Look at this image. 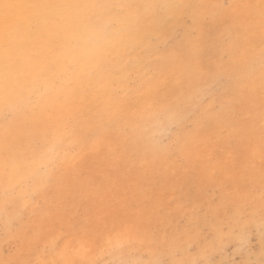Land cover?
<instances>
[{
  "label": "rangeland",
  "instance_id": "obj_1",
  "mask_svg": "<svg viewBox=\"0 0 264 264\" xmlns=\"http://www.w3.org/2000/svg\"><path fill=\"white\" fill-rule=\"evenodd\" d=\"M35 1L36 0H24V2L26 3H34ZM55 1H61L59 2L60 4H127L133 6H148L151 4L150 1H156L152 2V4H185L201 5L203 7H199L196 9H176L173 7H160L159 9L144 7L143 9V7H134L126 13H121L119 9L116 8H92L87 10V12L85 13L84 21L74 26V29L76 28V30L73 31L74 29L72 28L73 30L71 31V33H68L66 37L54 25H51L52 27L48 25L49 27L46 28L44 26V29L42 27L38 28L31 34L22 37L21 44L18 49L19 65L17 64L13 69V85L11 84L12 87H10L7 92H5L3 88V77L2 75L0 76V107L2 106V104L6 105L7 103L11 102L7 104L6 107L5 105L3 106L4 108L1 107L0 110V135H2V137L0 136V145H2L0 146V149H2L0 150L2 152V154H0V157L3 158H0V261L18 258L22 260H31L34 262V264H52V262H55V264H66L57 255L56 250H61L65 245H67V243L70 246H74L76 240L84 239L88 241L87 243L89 245V257L76 258L70 264H118V262L120 261L128 262V264H144V262L155 260H166L169 262V264H241V262L248 261H255L257 262V264H259V261L264 258V211H262V209H264V140H262L261 135V129L262 127H264V106H262L264 105V91H262L261 88L262 82H264V75H262L264 73H261V71L264 72V66L262 67V65H264V21L261 20V17L258 13H255L252 15V17L249 16L250 20L249 17H247L248 19L242 21V28H237L235 26L236 22L228 19L224 10L222 11V9L214 7L215 5H231L233 3L255 4L259 3V0H248L247 2L246 0H237L238 2L236 0H43V3L56 4ZM13 2H23V0H13ZM36 3H42V0H38ZM207 3L209 6H206ZM205 9L210 12H207ZM211 9H213V11H211ZM158 10L160 11L158 12ZM144 12H146V14ZM180 12L182 13L180 15H177V13ZM199 13L200 15H202L200 16ZM156 14H158V17L155 16ZM222 14H224L225 17ZM193 15H195V20L193 19ZM140 17L143 18L141 19ZM128 18L130 19L127 20ZM215 18H220L221 21H219L218 19L217 21ZM255 18L257 20H255ZM225 20L229 22V24H227ZM124 21H126L127 23L125 24ZM198 21H200L201 23H198ZM211 21L213 24H211ZM215 21L221 22L222 25L221 23H218L217 25ZM245 21L247 22V24L245 23ZM178 23L179 25H177ZM231 23L234 25L232 26ZM149 24L151 26H148ZM157 24L160 25V27H158ZM223 24H225L226 26L223 27ZM199 25H201V27ZM131 27H133V30L131 29ZM179 27H181V29H179ZM203 27L205 28V33L203 32ZM226 27L228 28L224 29ZM54 28V32L58 30L57 33L59 34H54V32L52 31ZM163 28H165L164 30L166 31L168 30V32L165 33V31L162 30ZM199 28L201 30H199ZM45 29L46 31H43ZM79 29H81L82 31ZM158 30L160 32H158ZM163 31L164 34H162ZM74 32L75 34H72ZM201 32H203L204 34H201ZM52 33L54 34V36ZM79 33L81 34L80 37L78 35ZM138 33L141 34V36H138ZM167 33L169 34V36ZM71 34L73 35V38L70 37ZM97 34L99 37L95 36ZM50 35H52L53 38L50 37ZM76 35L79 38H77ZM159 35L162 38V41ZM83 36H85V39L82 38ZM192 37L194 38L192 39ZM87 38L89 39V41L87 40L86 42ZM23 39L29 40H27V42ZM53 39L59 40L57 42L54 40L55 42H53ZM164 39H166L167 41H163ZM68 40L71 43H69ZM150 40L152 41L149 42ZM175 40L180 43L178 44L177 42H175ZM194 40L196 43L193 42ZM37 41L40 43L37 44ZM50 42L52 44H50ZM199 42L201 44H199ZM77 43L78 47L76 45ZM239 45L243 46V48L241 49L240 47L239 49ZM249 45L251 46L250 48ZM64 46L66 49H64ZM73 46L75 47L73 48ZM138 46L139 48L136 49ZM165 46L167 50L165 49ZM32 47H37L38 49H36V51H33V49L35 48ZM84 47L88 48V50L90 48V50L92 51H88ZM182 47L183 49H181ZM236 48H238L239 50ZM251 48H253V51L251 50ZM94 49H96V52ZM243 49L244 53L242 52ZM51 50H54L53 52L56 51L58 53L53 54ZM85 50L87 53L84 52ZM248 50H251L252 52ZM37 51L40 54L37 53ZM66 51L69 53H66ZM44 52L46 53V55ZM75 53H78L79 56H77L78 54L76 55ZM135 53L139 56H137ZM180 53H182V55H180ZM35 54H38L37 57H33ZM197 54L200 55L198 56ZM39 55L42 56H40L42 60H40ZM99 55H101L102 57ZM30 56L32 57V59ZM56 56L58 58H56ZM70 56L73 57L71 58ZM257 56L258 58H256ZM247 57H250L252 60L247 59ZM253 57L256 61L253 59ZM34 58L38 66V68L36 66V69L42 67L39 69V71L35 68L34 70H32L35 66ZM156 58H159V60H157ZM38 59L41 62H39ZM66 59L68 62L66 61ZM73 59L75 62H73ZM90 59H94L96 62ZM181 59L182 61L184 59L187 61L184 60L185 62H182ZM25 60L29 63L25 64ZM100 60H102V62L104 60L105 61L103 63L100 62V64L98 62ZM169 60L171 64L169 63ZM81 61L82 63L83 61H87L86 63H91L92 67L94 66V64L95 66L92 69V67L87 65L85 62L82 65ZM157 61L161 65H158ZM164 61L165 64L163 63ZM180 61L182 63H180ZM220 61L224 62L220 63ZM250 61H252L253 63ZM66 62L67 64H69V66L72 65L76 68V80H74V78H72L71 76L65 74L64 69L67 68ZM70 62L73 64H70ZM142 62L143 64H140ZM196 62H198L197 65ZM134 63L137 66L134 65ZM54 64L56 66L58 64V67L61 65L66 68L63 69L62 67L61 69V66L58 68ZM85 64L87 65V67H89V69L85 66ZM155 64H157L158 66ZM212 64L216 66H213ZM41 65L45 67L43 68V66ZM79 65H81V69ZM100 65L102 67H99ZM231 65L234 68H231ZM27 66L29 67L28 69L25 68ZM104 66H106V68ZM171 66L172 68H170ZM218 66L220 67V69H217L219 68ZM182 67H185L183 68L184 70L182 69ZM239 67L242 69V71L241 69H239ZM247 67L248 70L251 71H248ZM256 67L262 68L261 71ZM57 68L60 69L59 71H61V74H64L59 75V73H56V71H58ZM145 68H147V70ZM222 68L226 70L224 71ZM255 68L258 70V72ZM23 69H27L25 73H23L25 71ZM139 69H143L142 72H146L142 73L141 71H139ZM190 69L191 71H189ZM78 70L79 72L82 71L79 74L80 77L78 76ZM85 70L90 71L86 73ZM134 70H137V73ZM53 71L55 73H53ZM156 71L158 74L156 73ZM41 72L44 73L42 77L44 76L45 80L40 76L42 74ZM46 72L48 75L46 74ZM49 73L53 74L49 76ZM94 73L96 76L94 75ZM140 73H142V75ZM87 74L88 76H86ZM242 74L243 76H245H241ZM119 75H121V77ZM144 75L145 79L143 78ZM166 75L168 76L166 77ZM178 75H181L182 79L181 76L179 78ZM37 76L39 78H36ZM47 76H49V78H47ZM175 76H178V78H175ZM160 77L163 78L161 79ZM20 78H22L21 81ZM79 78H81L80 81ZM90 79H92V82ZM142 79L144 80L142 81ZM86 80H88V82L85 83L84 81ZM51 81L53 84L49 83ZM141 81L144 83H142ZM21 82L24 84L29 82L28 85L30 84V86L24 85ZM131 82L132 84L130 85ZM18 83H20V85ZM118 83L119 85H117ZM169 83L172 84L168 85ZM71 84H74V86H72ZM175 84L177 85L176 87ZM50 85L55 86L50 87ZM120 85L123 86V88ZM171 85L173 88H171ZM258 85L260 86L258 87ZM26 86H28V88ZM81 86L82 88H84V90L81 88ZM102 86L104 87V89H102ZM125 86H127V89L125 88ZM165 86L167 89L165 88ZM167 86H169V88ZM135 87H138L139 92L137 91V88L135 89ZM92 89H94V91ZM143 89L145 91L142 93ZM161 89L163 91L165 90V92L163 93ZM20 90L25 94H22ZM27 90H29L30 92ZM31 90H33V92H31ZM63 90L65 93L63 92ZM67 90L70 91L67 92ZM168 90H170V92ZM57 91L59 92L57 93ZM60 91L63 92V94ZM83 91L85 93H82ZM91 91L94 93H92ZM122 91L123 93H121ZM41 92L42 94H40ZM51 92L53 94L52 96ZM98 92L99 94H95ZM107 92L109 97L104 95L107 94ZM114 92L116 95L118 93L119 94L116 96L114 95ZM167 92H169V95H171L168 96ZM137 93H140V95H138ZM223 93L224 96H221ZM176 94L177 96H175ZM92 95L98 96L91 99L90 96ZM24 96L27 97L25 98ZM21 97L23 98L21 99ZM46 97L48 98L47 100L45 99ZM72 97L73 100L71 99ZM9 98L11 100H14L15 103ZM80 98L83 99V101ZM87 98L90 99L85 101V99ZM105 98L108 99L106 100V103L108 104L105 103L107 106L103 104L105 102ZM110 98H112V101L115 98V101L121 100V103L123 102V104H121L120 106L116 104L115 101L114 102L117 106L111 104L112 101L110 100ZM167 99L170 100H168V104L170 103L169 107L165 106L167 104L165 103L167 102ZM246 99L249 102H247ZM91 100L92 102H90ZM99 100L100 103L98 102ZM34 101L36 102V105ZM127 101L129 102V104H125V106L124 103H127ZM154 101L156 103H154ZM61 102L63 104H61ZM42 103L46 104H43L46 107L45 109H43L44 106L42 105ZM135 103L138 105H136ZM159 103L162 105H160ZM179 103H181L182 106ZM48 104L49 106H47ZM98 104L99 106H97ZM13 105L14 107L12 108ZM34 105L37 107H35ZM38 105H41L42 108L38 107ZM101 105H104L103 108ZM111 105H114V108ZM59 106H61V109L59 108ZM80 106L82 107L80 108ZM127 106L129 109L127 108ZM179 106H181L182 108ZM35 108L37 110H35ZM99 109H101L100 112ZM39 110H42L43 112H40ZM110 110H114V112L116 113H114L113 111L112 113ZM8 112L11 114H9L6 118L5 114ZM109 112L112 114H109ZM48 113L50 115H48ZM96 113H98L99 115H97ZM123 113L126 115V117ZM159 113L161 114V116L159 115ZM36 114L38 115L36 116ZM44 114L45 118L43 119L41 118V116L43 117ZM83 115L86 116V119ZM90 115L92 119L89 118ZM107 115L109 118L106 117ZM109 115H111V118ZM112 115L114 116V118ZM177 116L179 117V120L177 119ZM100 117L106 118L99 119ZM120 117L123 118L121 119ZM168 117L170 118L169 121ZM115 118L117 119L115 120ZM176 119L178 121H175ZM52 120L55 121L52 122ZM107 120L110 121V123ZM114 120H118L119 122H117L119 124ZM124 120H127V122H124ZM128 120H131V122H129ZM32 122H34V124ZM43 122L45 124L47 122L48 123L45 125ZM107 122L109 123V125ZM162 122L163 124H160ZM167 122H169L170 124H168ZM89 123L94 124V126L92 127V124L89 125ZM100 124H102L101 127H99ZM116 124L119 126L115 127L114 125ZM96 125L98 126V131L96 130V128H94ZM4 126L6 128L8 127V131L5 130L6 128ZM14 126H16V129L14 128ZM79 127L82 130H80ZM106 128L109 130H107ZM112 128H115L116 130H113ZM14 129L15 131H13ZM101 129H103V132L101 131ZM155 129L156 132H154ZM36 130L39 131L37 132ZM61 130H70L71 138L73 140L72 143H68L69 141L67 139V134L66 136H64V134L59 135V132H61ZM104 130L106 131L104 132ZM9 131L11 133L13 131V133L11 134ZM82 131L83 133H81ZM86 132L88 134H86ZM149 132L151 133V135ZM46 133L47 135H49L48 137L47 135H45ZM9 134L11 135L9 136ZM81 134H83V136ZM100 134L105 136H101ZM106 134L112 139V141ZM7 135L8 139L6 137ZM24 135H26V138H28L27 140ZM53 135L58 136L59 139V144L56 146L54 151L55 155L53 154V156L51 157L56 161L55 168L53 169L51 167H45L47 162H44L41 163V167L40 169H38V172L37 169L31 170V165H34L37 162H43L45 159H41L42 154L49 153V151L51 150L50 147L54 146L56 140L55 136ZM52 136L54 137V139H52ZM85 136H88L89 140L88 138H85ZM122 136L124 137L125 141L127 140V142H129L128 144L123 141L124 139L122 138ZM80 137L81 139H79ZM1 138L5 140L3 141ZM35 138H42L43 140L39 139L41 141L40 142ZM73 138L76 140H74ZM133 139H135V142L133 141ZM178 139H182V141L187 142V144L192 146V148L187 149L183 153L178 152L177 155H170L172 145ZM137 140H139L138 145ZM5 141L7 142L8 146ZM11 141L12 144L9 145ZM26 141H28V143ZM114 141L117 142V144H119L120 141L123 143L117 145ZM16 143L19 145L20 151L16 147L18 146L16 145ZM81 143H84V146ZM95 143H97L98 145ZM146 143L148 144L146 145ZM35 145L39 147L34 148ZM110 145L112 147H110ZM125 146H128L129 148H125ZM24 147L26 150L24 149ZM32 147L35 150L37 148L39 149H37L36 152H33V149L31 151ZM157 148L158 150H160L157 151ZM21 149H23L24 151ZM76 149L77 151H74ZM125 149L129 151H126ZM131 150H133L134 152ZM136 150L137 152L139 151L138 154ZM144 150L148 151H146L147 154ZM4 151L10 152L6 154ZM121 151L122 153L126 151L123 156L120 153ZM162 151H164L165 153H163ZM23 153L24 155H22ZM116 153L118 155H116ZM134 153L136 154V156ZM30 154L31 156H33L30 157ZM102 154H105L106 157L109 158H107L106 160L105 155ZM21 155L22 159L19 158L21 157ZM113 155L116 156L117 159ZM143 155H146V157L149 158L148 161L147 158ZM141 157L143 158L141 159ZM97 158H101L102 160H98ZM125 158L128 162L125 161ZM156 158H158L159 160ZM5 159L6 161H4ZM103 159L105 160L103 161ZM73 160L75 161L73 162ZM155 160H157V163ZM17 161L23 164L21 165L19 162L17 163ZM5 162H7V165L5 164ZM15 162L16 165H14ZM71 162H73L74 164ZM76 162L79 165H77ZM103 163L105 164L104 166ZM125 163H127V165ZM130 164L131 166H129ZM151 164H153V166ZM16 166L19 167L18 169H20L21 171L17 170L15 168ZM42 166L44 167L42 168ZM107 166H109V168H107ZM23 167H25V169ZM128 167L130 168L128 169ZM45 168L46 170H44ZM101 169H104L105 172L101 171ZM12 170L17 171V174L15 175L16 172ZM42 170L43 172L47 171V173L44 172L42 173L43 176H38L41 174ZM79 172L81 173L80 175H78ZM95 172L97 174H95ZM146 172L148 175L146 174ZM21 173H23L25 176H23V174ZM19 174L20 176H18ZM46 174L48 175L46 176ZM82 174H85L86 178L83 177L84 175ZM92 175L95 176V180L94 176L92 177ZM111 175L113 176L111 177ZM21 176L24 177H22L23 180L26 178L28 179V181H23V184H21L19 182V177L21 178ZM16 177L18 178L17 180ZM41 178L43 179V181L41 180ZM32 179L34 181H29ZM92 180L97 182H94ZM14 181L16 182L14 183ZM41 182L43 184H48L43 185L41 184ZM87 182H89V185L87 184ZM19 183L22 186L20 185V187H18ZM29 183H33L32 185H30L32 187L34 186L35 189L32 188L34 189V191H31ZM77 183L79 184L78 187ZM39 184H41V186ZM56 186L57 188H60L56 189ZM27 189L28 191L30 190V194H28ZM23 190L27 191V193H25V191L22 192ZM80 192L83 193L81 194ZM28 196L30 197L27 198ZM5 214H7V217L5 216ZM124 228L125 232H123ZM137 228L140 229V235H136ZM126 229L128 236L131 235L134 242L129 243V241L125 240L123 234L126 233ZM146 229L147 235H144L143 233ZM121 233L122 237L117 243L116 247H114V245L113 247H111L108 239H110L111 237L114 238ZM84 234H86V236ZM104 242H106V245H104ZM51 251L53 254L55 252V254L50 255ZM51 256H54L55 258Z\"/></svg>",
  "mask_w": 264,
  "mask_h": 264
},
{
  "label": "snow or ice",
  "instance_id": "obj_2",
  "mask_svg": "<svg viewBox=\"0 0 264 264\" xmlns=\"http://www.w3.org/2000/svg\"><path fill=\"white\" fill-rule=\"evenodd\" d=\"M134 7H174V8H189L196 9L203 7L201 5H148V6H133L127 4L117 5H88V4H53V3H26L13 2V0H0V66H2L3 88L5 92L9 90L13 79V69L18 64V49L21 44L22 37L31 34L34 30L48 26H56L65 37L72 28L84 21L85 13L92 8H116L121 13H126ZM214 7L224 10L228 19L236 22L237 28H242V21L246 17L258 13L261 20L264 21V0H259L255 4H223L215 5ZM195 20V15H193ZM76 68L68 66L65 69V74L75 78ZM71 82V80H70ZM264 91V83L261 85ZM264 106V105H262ZM10 113H6L7 116ZM262 140H264V127L261 129ZM192 148L187 142L178 139L171 149L170 155H177L178 152L183 153L187 149ZM194 150V148H193ZM54 151V149H53ZM41 159H46L45 167L55 168L56 161L51 158L50 153H44ZM7 163V162H6ZM264 211V209H262ZM150 228V225H149ZM140 229H136V235H140ZM147 235V229L143 233ZM129 243L134 242L131 235L128 236ZM0 264H34L31 260L10 259L0 261ZM55 264V262H52ZM118 264H128V262L120 261ZM144 264H169L166 260L147 261ZM241 264H257L255 261L241 262ZM259 264H264V258L259 261Z\"/></svg>",
  "mask_w": 264,
  "mask_h": 264
},
{
  "label": "bare ground",
  "instance_id": "obj_3",
  "mask_svg": "<svg viewBox=\"0 0 264 264\" xmlns=\"http://www.w3.org/2000/svg\"><path fill=\"white\" fill-rule=\"evenodd\" d=\"M15 1H16V0H15ZM27 1H29V0H27ZM37 1H38V0H36L34 3H36ZM39 1H40V0H39ZM44 1H45V0H44ZM96 1H97V0H96ZM236 1H237V0H236ZM238 1H239V0H238ZM238 1H237V2H238ZM247 1H248V0H246V2H247ZM251 1H252V0H251ZM254 1H255V0H254ZM23 2H24V0H23ZM51 2H52V1H51ZM55 2H56V1H55ZM59 2H61V1L56 2V4L59 3ZM150 2H151L150 5H154V4H152V2H156V1H150ZM150 2H149V3H150ZM178 2H179V1H178ZM231 2H232V1H231ZM27 3H28V2H27ZM42 3H43V0H42ZM146 3H147V2H146ZM205 3H206V2H205ZM227 3H228V2H227ZM249 3H250V2H249ZM59 4H60V3H59ZM177 4H179V3H177ZM189 4H190V3H189ZM202 4H203V3H202ZM233 4H234V3H233ZM235 4H236V3H235ZM237 4H238V3H237ZM237 4H236V5H237ZM239 4H240V3H239ZM239 4H238V5H239ZM251 4H252V3H251ZM165 5H166V4H165ZM167 5H168V4H167ZM169 5H170V4H169ZM172 5H173V4H172ZM184 5H185V4H184ZM212 5H213V4H212ZM141 6H142V5H141ZM206 6H209L208 3H207ZM206 6H205V7H206ZM211 7H212V6H211ZM151 8H152V7H151ZM164 8H165V7H164ZM173 8H174V7H173ZM181 8H183V7H181ZM98 9H99V8H98ZM143 9H144V7H143ZM158 9H159V8H158ZM176 9H177V8H176ZM178 9H180V8H178ZM216 9H217V8H216ZM219 9H220V8H219ZM95 10H96V9H95ZM101 10H102V9H101ZM101 10H100V12H101ZM150 10H151V9H150ZM202 10H203V9H202ZM205 10H206V9H205ZM205 10H204V11H205ZM217 10H218V9H217ZM134 11H135V10H134ZM141 11H142V10H141ZM159 11H160V10H158V12H159ZM169 11H170V10H169ZM206 11H207V10H206ZM211 11H213V9H211ZM214 11H215V9H214ZM222 11H223V10H222ZM222 11H221V12H222ZM146 12H147V11H146ZM146 12H144V13L146 14ZM149 12H150V11H149ZM161 12H162V11H161ZM163 12H164V11H163ZM170 12H171V11H170ZM176 12H177V11H176ZM182 12H183V11H182ZM182 12L177 13V15H180ZM207 12H210V11H207ZM207 12H206V13H207ZM103 13H104V12H103ZM142 13H143V12H142ZM155 13H156V12H155ZM174 13H175V12H174ZM185 13H186V11H185ZM203 13H205V12H203ZM214 13H215V12H214ZM222 13H223V12H222ZM148 14H149V13H148ZM153 14H154V13H153ZM218 14H219V13H218ZM109 15H110V14H109ZM151 15H152V14H151ZM151 15H149V16H151ZM157 15H158V14H156L155 16L158 17ZM185 15H186V14H185ZM199 15H200V13H199ZM201 15H202V14H201ZM201 15H200V16H201ZM222 15L224 16V14H222ZM222 15H220V16H222ZM140 16H141V15H140ZM147 16H148V15H147ZM159 16H160V14H159ZM162 16H163V15H162ZM162 16H161V17H162ZM167 16H168V15H167ZM173 16H174V14H173ZM212 16H213V15H212ZM212 16H210V17H212ZM220 16H219V17H220ZM226 16H227V14H226ZM170 17H171V16H170ZM215 17H216V15H215ZM224 17H225V16H224ZM251 17H252V16H251ZM140 18H141V17H140ZM142 18H143V17H142ZM142 18H141V19H142ZM145 18H146V17H145ZM154 18H155V17H154ZM154 18H152V19H154ZM171 18H172V17H171ZM129 19H130V18H128L127 20H129ZM148 19H149V18H148ZM164 19H165V18H164ZM186 19H187V18H186ZM186 19H185V21H186ZM213 19H214V18H213ZM215 19H216V18H215ZM217 19H218V18H217ZM217 19H216V20H217ZM222 19H223V18H222ZM245 19H248V18L246 17ZM253 19H254V18H253ZM253 19H252V20H253ZM258 19H259V18H258ZM154 20H156V19H154ZM174 20H175V19H174ZM188 20H190V19H188ZM209 20H211V19H209ZM218 20L221 21L220 18H219ZM218 20H217V21H218ZM249 20H250V17H249ZM249 20H248V23H249ZM255 20H257V19L255 18ZM119 21H121V20H119ZM166 21H167V19H166ZM170 21H171V20H170ZM179 21H181V20H179ZM182 21H183V20H182ZM222 21H223V20H222ZM124 22H125V24L127 23L126 21H124ZM146 22H147V21H146ZM146 22H145V23H146ZM161 22H162V21H161ZM171 22H172V21H171ZM225 22H227V21L225 20ZM225 22H223V23H225ZM254 22H255V21H254ZM257 22H258V21H257ZM91 23H92V22H91ZM93 23H94V22H93ZM134 23H135V22H134ZM149 23H150V22H149ZM153 23H154V21H153ZM198 23H201V22L198 21ZM202 23H203V22H202ZM215 23L218 25V23L220 24L221 22H216V21H215ZM233 23H234V22H233ZM242 23H243V22H242ZM245 23L247 24L246 21H245ZM245 23H244V24H245ZM255 23H256V22H255ZM255 23H254V24H255ZM261 23H262V22H261ZM132 24H133V23H132ZM140 24H141V23H140ZM143 24H144V23H143ZM150 24H151V23H150ZM150 24H149L148 26H151ZM166 24H167V23H166ZM203 24H204V23H203ZM211 24H213L212 21H211ZM216 24H215V25H216ZM227 24H229V22H227ZM231 24H232V23H231ZM234 24H235V23H234ZM234 24H232V26H233ZM251 24H252V23H251ZM258 24H259V23H258ZM91 25H92V24H91ZM120 25H121V24H120ZM154 25H155V24H154ZM157 25H158V24H157ZM170 25H171V24H170ZM170 25H169V26H170ZM177 25H179V23H178ZM221 25H222V23H221ZM223 25H224L223 27L226 26L225 24H223ZM50 26H51V25H50ZM97 26H98V24H97ZM101 26H102V25H101ZM140 26H141V25H140ZM145 26H147V25H145ZM199 26L201 27V25H199ZM263 26H264V25H263ZM46 27H49V26H45V28H46ZM51 27H52V26H51ZM158 27H160V25H158ZM220 27H221V26H220ZM223 27H222V28H223ZM255 27H256V26H255ZM257 27H258V25H257ZM42 28L44 29V27H42ZM147 28H148V27H147ZM156 28H157V27H156ZM227 28H228V27H226V28H224V29H227ZM73 29H74V27H73ZM73 29H72V30H73ZM131 29L133 30V27H131ZM131 29H130V30H131ZM135 29H138V28H135ZM140 29H141V28H140ZM160 29H161V28H160ZM164 29H165V28H163L162 30H164ZM168 29H169V28H168ZM179 29H181V27H179ZM204 29H205V28L203 27V32L205 33ZM206 29H207V27H206ZM47 30H48V29H47ZM54 30H55V28H54L52 31L54 32ZM58 30H59V29H58ZM58 30H57V31H58ZM72 30H71V31H72ZM75 30H76V28H75L73 31H75ZM79 30H81V29H79ZM150 30H151V29H150ZM150 30H149V31H150ZM153 30H154V29H153ZM170 30H171V29H170ZM199 30H201V29L199 28ZM38 31H39V30H38ZM38 31H37V33H38ZM43 31H46V29L43 30ZM57 31L54 32V34H55V33H56V34H59V33H57ZM71 31H70L69 33H71ZM81 31H82V30H81ZM81 31H80V33H81ZM91 31H92V30H91ZM142 31H143V30H142ZM164 31H165V33L168 32V30H167V31L164 30ZM164 31H163L162 34H164ZM59 32H60V31H59ZM77 32H79V31H77ZM77 32H76V33H77ZM89 32H90V31H89ZM108 32H109V31H108ZM110 32H111V31H110ZM128 32H129V31H128ZM152 32H153V31H152ZM158 32H160V31L158 30ZM161 32H162V31H161ZM203 32H201V34H202ZM48 33H50V32H48ZM80 33L78 34L79 37H80V35H81ZM96 33H97V32H96ZM140 33H141V32H140ZM154 33H155V32H154ZM156 33H157V31H156ZM171 33H172V32H171ZM204 33H203V34H204ZM254 33H256V32H254ZM254 33H253V34H254ZM52 34H53V33H52ZM54 34H53V36H54ZM72 34H75V32L72 33ZM72 34L70 35V37L73 38V35H72ZM108 34H109V33H108ZM148 34H149V33H148ZM150 34H151V33H150ZM167 34H168V33H167ZM34 35H36V34H34ZM34 35H33V36H34ZM41 35H42V34H41ZM104 35H105V34H104ZM143 35H144V34H143ZM153 35H154V34H153ZM155 35H156V34H155ZM171 35H172V34H171ZM48 36H49V35H48ZM86 36H87V34H86ZM95 36H96V37H99L98 34L95 35ZM138 36H141V34L138 33ZM162 36H163V35H162ZM164 36H165V35H164ZM168 36H169V34H168ZM168 36H167V37H168ZM254 36H255V35H254ZM36 37H37V36H36ZM41 37H42V36H41ZM46 37H47V36H46ZM50 37H52V35H50ZM76 37H77V35H76ZM76 37H75V38H76ZM79 37H77V38H79ZM84 37H85V36H83L82 38H84ZM143 37H145V36H143ZM159 37H160V35H159ZM257 37H258V36H257ZM25 38H26V37H25ZM44 38H45V37H44ZM52 38H53V37H52ZM56 38H57V37H56ZM102 38H103V37H102ZM146 38H147V37H146ZM157 38H158V37H157ZM160 38H161V37H160ZM193 38H194V37H192V39H193ZM249 38H250V37H249ZM84 39H85V38H84ZM84 39H83V40H84ZM93 39H94V38H93ZM95 39H96V38H95ZM124 39H125V37H124ZM134 39H135V38H134ZM142 39H143V38H142ZM142 39H141V40H142ZM148 39H149V38H148ZM152 39H153V38H152ZM183 39H184V38H183ZM183 39H182V40H183ZM246 39H247V38H246ZM23 40H24V39H23ZM27 40H29V39H27ZM27 40H24V41H27ZM50 40H51V39H50ZM54 40H55V39H53V42H55V41L57 42L59 39H58V40H55V41H54ZM87 40L89 41L88 38L86 39V42H87ZM91 40H92V39H91ZM141 40H140V41H141ZM154 40H155V39H154ZM180 40H181V39H180ZM32 41H33V40H32ZM68 41H69V40H68ZM68 41H67V42H68ZM143 41H145V40H143ZM151 41H152V40H150L149 42H151ZM161 41H162V38H161ZM163 41H167V40L164 39ZM183 41H184V40H183ZM183 41H182V42H183ZM191 41H192V40H191ZM249 41H250V40H249ZM27 42H28V41H27ZM35 42H36V39H35ZM48 42H49V40H48ZM72 42H73V39H72ZM93 42H94V41H93ZM136 42H137V41H136ZM175 42H177L178 44L180 43V42H178V41H176V40H175ZM182 42H181V43H182ZM193 42H195V40H194ZM200 42H201V40H200ZM200 42H199V44H201ZM241 42H242V40H241ZM241 42H240V45H241ZM32 43H33V42H32ZM39 43H40V42L37 41V44H39ZM46 43H47V39H46ZM61 43H62V42H61ZM63 43H64V42H63ZM65 43H66V42H65ZM69 43H71V42L69 41ZM117 43H118V42H117ZM119 43H120V42H119ZM141 43H142V42H141ZM145 43H146V42H145ZM147 43H148V42H147ZM195 43H196V42H195ZM252 43H253V42H252ZM255 43H256V42H255ZM33 44H34V43H33ZM41 44H42V43H41ZM43 44H45V43H43ZM50 44H52V43L50 42ZM82 44H83V43H82ZM82 44H81V45H82ZM125 44H126V43H125ZM148 44H149V43H148ZM249 44H250V43H249ZM26 45H27V44H26ZM58 45H59V43H58ZM58 45H57V46H58ZM76 45H77V47H78V43H77ZM76 45H75V46H76ZM81 45H80V46H81ZM141 45H142V44H141ZM143 45H145V44H143ZM146 45H147V44H146ZM176 45H177V44H176ZM192 45H193V44H192ZM236 45H237V44H236ZM240 45H239V49H240V47H241V49H242L243 46H240ZM253 45H254V44H253ZM253 45H252V46H253ZM35 46H38V45H35ZM41 46H42V45H41ZM43 46H45V45H43ZM60 46H61V45H60ZM75 46H73V48H74ZM80 46H79V47H80ZM87 46H89V45H87ZM139 46H140V45H139ZM139 46H138L137 48H136V47H135V48L138 49ZM156 46H157V45H156ZM177 46H178V45H177ZM237 46H238V45H237ZM46 47H47V46H46ZM71 47H72V46H71ZM90 47H91V46H90ZM93 47H95V46H93ZM147 47H149V46H147ZM250 47H251V46L249 45V48H250ZM257 47H259V46H257ZM32 48H35V47H32ZM43 48H44V47H43ZM43 48H42V50H43ZM73 48H72V49H73ZM81 48H82V46H81ZM84 48H85V47H84ZM91 48H92V47H91ZM125 48H126V47H125ZM131 48H132V46H131ZM133 48H134V47H133ZM154 48H155V46H154ZM173 48H176V47H173ZM177 48H179V47H177ZM191 48H192V47H191ZM260 48H261V47H260ZM29 49H30V47H29ZM29 49H28V50H29ZM36 49H38V48L36 47L35 49H33V51H36ZM58 49H59V48H58ZM64 49H66L65 46H64ZM68 49H69V48H68ZM70 49H71V48H70ZM82 49H83V48H82ZM82 49H81V50H82ZM85 49L88 50V48H85ZM121 49H122V48H121ZM165 49H166V46H165ZM181 49H183V47H182ZM181 49H180V50H181ZM195 49H196V48H195ZM236 49H238V48H236ZM236 49H235V50H236ZM239 49H238V50H239ZM244 49H245V48H244ZM244 49H243V51H242L243 53H244ZM31 50H32V49H31ZM55 50H56V48H55ZM94 50H95V52H96V49H94ZM154 50H156V49H154ZM157 50H158V49H157ZM163 50H164V49H163ZM166 50H167V49H166ZM226 50H227V49H226ZM251 50L253 51V48H251ZM251 50H248V51H251ZM254 50H255V48H254ZM38 51H39V50H38ZM38 51H37V53H39ZM40 51H41V50H40ZM51 51H52V50H51ZM53 51H54V50H53ZM53 51H52V52H53ZM58 51H59V50H58ZM67 51H68V50H67ZM67 51H66V53H69V52H67ZM88 51H92V50H90V48H89ZM118 51H119V49H118ZM160 51H161V50H160ZM178 51H179V49H178ZM181 51H182V50H181ZM195 51H196V50H195ZM224 51H225V50H224ZM252 51H251V52H252ZM256 51H257V50H256ZM256 51H255V53H256ZM45 52H46V51H45ZM45 52H44V53H45ZM80 52H81V51H80ZM80 52H79V53H80ZM84 52H86V50H85ZM98 52H99V51H98ZM133 52H135V51H133ZM149 52H150V51H149ZM156 52H157V51H156ZM156 52H155V53H156ZM162 52H163V51H162ZM173 52H175V51H173ZM176 52H177V50H176ZM198 52H199V51H198ZM28 53H29V52H28ZM47 53H49V52H47ZM54 53L57 54L58 52L55 51V52H53V54H54ZM72 53H73V52H72ZM86 53H87V52H86ZM86 53H85V54H86ZM100 53H101V52H100ZM131 53H132V52H131ZM147 53H148V52H147ZM223 53H224V52H223ZM39 54H40V53H39ZM62 54H65V53H62ZM62 54H61V55H62ZM75 54L77 55L78 53H75ZM75 54H74V55H75ZM85 54H84V55H85ZM90 54H91V53H90ZM133 54H134V53H133ZM133 54H132V56H133ZM135 54H136V53H135ZM159 54H160V53H159ZM177 54H178V53H177ZM189 54H190V53H189ZM226 54H227V53H226ZM231 54H232V53H231ZM248 54H249V53H248ZM251 54H252V53H251ZM260 54H262V53H260ZM27 55H28V54H27ZM37 55H38V54H37ZM37 55L35 54L34 56H33V55H32V56H33V57H35V56L37 57ZM45 55H46V53H45ZM97 55H98V54H97ZM110 55H111V54H110ZM136 55H137V54H136ZM150 55H151V54H150ZM155 55H157V54H155ZM180 55H182V53H180ZM191 55H192V54H191ZM197 55H198V54H197ZM197 55H196V56H197ZM199 55H200V54H199ZM199 55H198V56H199ZM244 55H245V54H244ZM246 55H247V54H246ZM256 55H257V54H256ZM20 56H21V55H20ZM40 56H41V55H39V57H40ZM43 56H44V55H43ZM48 56H49V54H48ZM51 56H52V55H51ZM51 56H50V57H51ZM77 56H79V54H78ZM99 56H101V55H99ZM134 56H135V55H134ZM137 56H139V55H137ZM152 56H153V54H152ZM187 56H188V55H187ZM196 56H193V57H196ZM224 56H225V55H224ZM228 56H230V55H228ZM258 56H259V55H258ZM258 56H257L256 58H258ZM21 57H22V56H21ZM21 57H20V58H21ZM30 57H31V56H30ZM41 57H42V56H41ZM41 57H40V60H42ZM70 57L72 58L73 56H70ZM84 57H85V56H84ZM88 57H89V56H88ZM91 57H92V56H91ZM93 57H94V56H93ZM101 57H102V56H101ZM101 57H100V58H101ZM105 57H106V56H105ZM110 57H111V56H110ZM141 57H142V56H141ZM189 57H190V56H189ZM259 57H260V56H259ZM45 58H46V56H45ZM56 58H58V57L56 56ZM79 58H80V57H79ZM134 58H135V57H134ZM138 58H139V57H138ZM178 58H179V57H178ZM180 58H181V56H180ZM27 59H28V58H27ZM27 59H26V60H27ZM31 59H32V57H31ZM43 59H44V57H43ZM67 59H68V58H67ZM67 59H66V61H67ZM74 59H75V57H74ZM74 59H73V62H75ZM83 59H84V58H83ZM121 59H122V58H121ZM153 59H154V58H153ZM153 59H152V60H153ZM156 59H157V58H156ZM169 59H170V58H169ZM174 59H175V58H174ZM182 59H183V58H182ZM182 59H181V61H182ZM187 59H188V58H187ZM194 59H195V58H194ZM198 59H199V58H198ZM224 59H227V58H224ZM247 59L250 60L251 58H250V57H247ZM253 59H254V57H253ZM26 60H25V61H26ZM34 60H35V58H34ZM38 60H39V59H38ZM38 60H37V61H38ZM40 60H39V62H41ZM58 60H59V59H58ZM64 60H65V59H64ZM68 60H70V59H68ZM81 60H82V59H81ZM90 60H94V59H90ZM152 60H151V61H152ZM157 60H159V58H158ZM184 60H185V59H184ZM184 60H183L182 62L187 61V60H185V61H184ZM188 60H189V59H188ZM219 60H220V59H219ZM243 60H245V59H243ZM249 60H248V61H249ZM251 60H252V59H251ZM254 60H255V59H254ZM59 61H60V60H59ZM70 61H71V60H70ZM79 61H80V60H79ZM94 61H95V60H94ZM104 61H105V60H104ZM104 61H103V62H104ZM107 61H108V60H107ZM130 61H131V60H130ZM167 61H168V60H167ZM181 61H180V63H182ZM212 61H214V60H212ZM248 61H247V62H248ZM255 61H256V60H255ZM30 62H31V61H30ZM34 62H35V63H34L35 66L33 65V66H34L33 69L30 68V69H32V70H34V68L36 69V66H37V62H36V60H35ZM39 62H38V63H39ZM67 62H68V61H67ZM67 62H66V65H67L66 67L69 66V64H67ZM84 62H85V61H83V63H84ZM86 62H87V61H86ZM86 62H85V63H86ZM95 62H96V61H95ZM95 62H94V63H95ZM98 62L100 63V62H102V60H100V61H98ZM98 62H97V63H98ZM103 62H102V63H103ZM108 62H109V61H108ZM117 62H118V61H117ZM138 62H139V61H138ZM223 62H224V61H223ZM223 62L220 61V63H223ZM247 62H246V63H247ZM250 62H252V61H250ZM24 63H25V64H28L29 62L26 61V62H24ZM32 63H33V62H32ZM60 63H61V62H60ZM79 63H80V62H79ZM81 63H82V61H81ZM83 63H82V65H83ZM94 63H93V64H94ZM99 63H98V64H99ZM145 63H146V62H145ZM145 63H144V64H145ZM150 63H151V62H150ZM152 63H153V62H152ZM161 63H162V62H161ZM163 63L165 64V61H164ZM169 63L171 64L170 60H169ZM197 63H198V62H196V65H197ZM211 63H212V62H211ZM213 63H214V62H213ZM220 63H219V64H220ZM252 63H253V62H252ZM25 64H24V65H25ZM45 64H46V63H45ZM61 64H62V63H61ZM70 64H73V63L70 62ZM86 64L92 67L91 63L88 62V63H86ZM86 64H85V66L87 67ZM100 64H101V63H100ZM108 64H110V63H108ZM140 64H143V62L140 63ZM146 64H147V63H146ZM157 64H158V65H161V64H159L158 61H157ZM157 64H155V65H157ZM164 64H163V65H164ZM172 64H173V63H172ZM228 64H231V63H228ZM238 64H239V63H238ZM241 64H242V63H241ZM250 64H251V63H250ZM18 65H19V64H18ZM24 65H23V66H24ZM54 65H55V64H54ZM105 65H106V64H105ZM116 65H117V64H116ZM134 65H136V64L134 63ZM158 65H157V66H158ZM189 65H190V64H189ZM209 65H210V64H209ZM212 65H213V64H212ZM242 65H243V64H242ZM41 66H43V65H41ZM47 66H48V64H47ZM47 66H46V67H47ZM55 66H56V65H55ZM60 66H61V65H60ZM60 66H59V67H60ZM71 66H72V65H71ZM79 66H80V69H81V65H79ZM94 66H95V64H94ZM94 66H93V67H94ZM136 66H137V65H136ZM140 66H142V65H140ZM176 66H177V64H176ZM213 66H216V65H213ZM226 66H227V65H226ZM245 66H246V65H245ZM248 66H249V63H248ZM252 66H253V65H252ZM258 66H260V65H258ZM263 66H264V65H262V67H263ZM44 67H45V66H43V68H44ZM56 67H58V64H57ZM59 67H58V68H59ZM62 67H63V66H61V69H62ZM66 67H63V69L66 68ZM77 67H78V65H77ZM93 67H92V69H93ZM96 67H97V66H96ZM99 67H102V66L100 65ZM99 67H98V68H99ZM104 67L106 68V66H104ZM145 67H146V66H145ZM147 67H148V66H147ZM149 67H150V65H149ZM163 67H164V66H163ZM174 67H175V66H174ZM197 67H198V66H197ZM218 67H219V66H218ZM223 67H224V65H223ZM227 67H228V66H227ZM254 67H255V66H254ZM20 68H21V67H20ZM23 68H24V67H23ZM25 68L28 69L29 67L27 66V67H25ZM37 68H38V66H37ZM40 68H42V67H40ZM40 68H39V69H40ZM52 68H53V67H52ZM58 68H57V69H58ZM87 68L89 69V67H87ZM105 68H104V69H105ZM116 68H117V67H116ZM116 68H115V69H116ZM120 68H121V67H120ZM127 68H128V66H127ZM133 68H134V67H133ZM151 68H152V67H151ZM168 68H169V67H168ZM170 68H172V66H171ZM183 68H185V67H182V69H183ZM190 68H191V66H190ZM225 68H226V67H225ZM231 68H234V67H232V65H231ZM256 68L258 69L259 67H256ZM256 68H255V69H256ZM27 69H26V70H27ZM30 69H29V70H30ZM39 69H36V70L39 71ZM84 69H85V68H84ZM95 69H96V68H95ZM145 69L147 70V68H145ZM154 69H155V68H154ZM217 69H220V67L217 68ZM222 69H223V68H222ZM228 69H229V68H228ZM239 69H241V68L239 67ZM249 69H251V68H249ZM257 69H256V70H257ZM259 69H260V71H261L262 68H259ZM259 69H258V70H259ZM23 70H25V69H23ZM26 70H25L23 73H25ZM59 70H60V69H58V71H56V73H59V75H60V74H61V73H60L61 71H59ZM64 70H65V69H64ZM64 70H63V72H64ZM142 70H143V69H142ZM142 70L139 69V71H141V72H142ZM176 70H177V69H176ZM183 70H184V69H183ZM199 70H200V69H199ZM223 70L225 71L226 69H223ZM223 70H222V71H223ZM247 70H248V67H247ZM252 70H253V69H252ZM258 70H257V72H258ZM40 71H41V70H40ZM89 71H90V70H89ZM89 71H86V70H85L86 73L89 72ZM113 71H114V70H113ZM134 71H135V70H134ZM136 71H137V70H136ZM136 71H135V72H136ZM139 71H138V72H139ZM177 71H178V70H177ZM189 71H191V69H190ZM241 71H242V69H241ZM245 71H246V70H245ZM248 71H251V70H248ZM32 72H33V71H32ZM47 72H48V71H47ZM47 72H46V74H47ZM49 72H50V71H49ZM78 72H79V70H78ZM81 72H82V71H80V72L78 73V76H79V74H80ZM85 72H84V73H85ZM101 72H102V70H101ZM135 72H132V73H135ZM145 72H146V71H145ZM145 72L143 71L142 73H145ZM161 72H163V71H161ZM236 72H237V71H236ZM254 72H256V71H254ZM0 73H2V66H0ZM34 73H35V72H34ZM41 73H42V72H41ZM41 73H40V74H41ZM53 73H55V72L53 71ZM53 73H52V74H53ZM86 73H85V74H86ZM98 73H99V72H98ZM136 73H137V72H136ZM142 73H140V74L142 75ZM149 73H151V72H149ZM156 73H157V71H156ZM168 73H169V72H168ZM175 73H176V72H175ZM183 73H184V72H183ZM204 73H205V72H204ZM224 73H226V72H224ZM231 73H232V72H231ZM231 73H230V74H231ZM237 73H238V72H237ZM237 73H236V74H237ZM241 73H242V72H241ZM244 73H245V72H244ZM261 73H264V72L261 71ZM29 74H30V73H29ZM43 74H44V73H42L40 76L42 77ZM46 74H45V75H46ZM49 74H50V73H49ZM52 74H50L49 76H51ZM62 74H64V73H62ZM62 74H61V75H62ZM147 74H148V72H147ZM157 74H158V73H157ZM178 74H179V72H178ZM188 74H189V73H188ZM220 74H221V73H220ZM246 74H247V73H246ZM25 75H26V74H25ZM38 75H39V73H38ZM47 75H48V74H47ZM59 75H58V76H59ZM76 75H77V74H76ZM94 75H95V73H94ZM110 75H112V74H110ZM145 75H146V74H145ZM145 75L143 76L144 79H145ZM154 75H155V74H154ZM181 75H182V74H181ZM181 75H180V76H181ZM221 75H222V74H221ZM262 75H264V74H262ZM262 75H261V76H262ZM0 76H1V75H0ZM28 76H29V75H28ZM49 76H47V78H49ZM78 76H77V77H78ZM86 76H88V74H87ZM92 76H93V75H92ZM92 76H91V77H92ZM95 76H96V75H95ZM98 76H99V74H98ZM101 76H102V75H101ZM119 76L121 77V75H119ZM138 76H139V75H138ZM150 76H152V75H150ZM161 76H162V75H161ZM167 76H168V75H166V77H167ZM178 76H179V75H178ZM178 76H175V78H176V77L178 78ZM180 76H179V78H180ZM205 76H206V75H205ZM219 76H220V75H219ZM222 76H223V75H222ZM241 76H243V74H242ZM244 76H245V75H244ZM244 76H243V77H244ZM253 76H254V74H253ZM253 76H251V77H253ZM21 77H22V75H21ZM30 77H31V76H30ZM79 77H80V76H79ZM135 77H136V76H135ZM153 77H154V76H153ZM188 77H189V75H188ZM236 77H237V76H236ZM239 77H240V74H239ZM259 77H260V76H259ZM263 77H264V76H263ZM36 78H39V77L37 76ZM36 78H35V79H36ZM105 78H106V77H105ZM139 78H140V77H139ZM141 78H142V77H141ZM149 78H150V77H149ZM160 78H161V77H160ZM162 78H163V77H162ZM162 78H161V79H162ZM183 78H184V77H183ZM237 78H238V77H237ZM237 78H236V79H237ZM248 78H250V77H248ZM248 78H247V79H248ZM261 78H262V77H261ZM25 79H26V78H25ZM25 79H24V80H25ZM40 79H41V78H40ZM42 79H44V76L42 77ZM42 79H41V80H42ZM80 79H81V78H79V81H80ZM100 79H101V78H100ZM122 79H123V78H122ZM129 79H130V78H129ZM144 79H142V81H143ZM156 79H157V78H156ZM156 79H155V80H156ZM181 79H182V76H181ZM234 79H235V78H234ZM234 79H230V80H234ZM259 79H260V78H259ZM21 80H22V78H20V81H21ZM32 80H33V79H32ZM36 80H37V79H36ZM44 80H45V79H44ZM44 80H43V81H44ZM51 80H52V79H51ZM66 80H67V79H66ZM74 80H76V79L74 78ZM88 80H89V79H88ZM88 80H86V81H84V82L86 83V82H88ZM90 80H91V82H92V79H90ZM116 80H117V79H116ZM136 80H137V79H136ZM150 80H151V79H150ZM150 80H149V81H150ZM163 80H164V79H163ZM163 80H162V81H163ZM178 80H179V79H178ZM228 80H229V79H228ZM244 80H246V79H244ZM253 80H254V79H253ZM49 81H50V80H49ZM55 81H57V80H55ZM67 81H68V80H67ZM67 81H66V82H67ZM77 81H78V80H77ZM97 81H98V80H97ZM117 81H118V80H117ZM142 81H141V82H142ZM158 81H159V80H158ZM158 81H157V82H158ZM238 81H239V80H238ZM242 81H243V80H242ZM261 81H262V80H261ZM24 82H25V81H24ZM31 82H33V81H31ZM34 82H36V81H34ZM37 82H38V81H37ZM39 82H40V81H39ZM123 82H124V81H123ZM127 82H128V80H127ZM152 82H154V81H152ZM240 82H241V81H240ZM240 82H239V83H240ZM21 83H22V82H21ZM28 83H29V82H28ZM28 83H26V84L22 83V84H24V85H28ZM40 83H41V82H40ZM46 83H47V82H46ZM49 83L53 84L52 81L49 82ZM62 83H63V82H62ZM67 83H68V82H67ZM77 83H78V82H77ZM79 83H80V82H79ZM81 83H82V81H81ZM108 83H109V82H108ZM115 83H116V82H115ZM115 83H113V84H115ZM119 83H120V82H119ZM119 83H118L117 85H119ZM134 83H135V82H134ZM134 83H133V84H134ZM142 83H144V82H142ZM158 83H159V82H158ZM165 83H167V82H165ZM241 83H242V82H241ZM257 83H258V82H257ZM262 83H264V82H262ZM18 84L20 85V83H18ZM37 84H38V83H37ZM54 84H55V83H54ZM91 84H93V83H91ZM91 84H90V85H91ZM120 84H121V83H120ZM124 84H125V83H124ZM131 84H132V82L130 83V85H131ZM135 84H136V83H135ZM148 84H149V83H148ZM148 84H147V85H148ZM159 84H160V83H159ZM170 84H172V83H169L168 85H170ZM190 84H191V83H190ZM242 84H243V83H242ZM246 84H247V83H246ZM12 85H13V84H12ZM31 85H32V84H31ZM46 85H47V84H46ZM48 85H49V84H48ZM55 85H56V84H55ZM55 85H53V86H55ZM61 85H62V84H61ZM71 85H72V84H71ZM75 85H76V84H75ZM78 85H80V84H78ZM78 85H77V86H78ZM126 85H128V84H126ZM142 85H143V84H142ZM14 86H15V85H14ZM28 86H30V84H29ZM28 86H26V87L28 88ZM53 86L50 85V87H53ZM64 86H66V85H64ZM72 86H74V84H73ZM82 86H83V85H82ZM82 86H81V88H82ZM94 86H95V84H94ZM103 86H104V85H103ZM103 86H102V87H103ZM120 86H121V85H120ZM137 86H138V85H137ZM157 86H158V85H157ZM160 86H161V85H160ZM176 86H177V85L175 84V87H176ZM259 86H260V85H258V87H259ZM11 87H12V86H11ZM31 87H32V86H31ZM61 87H62V86H61ZM96 87H97V86H96ZM121 87L123 88V86H121ZM126 87H127V86H125V88H126ZM132 87H134V86H132ZM152 87H153V85H152ZM152 87H150V88H152ZM167 87L169 88V86H167ZM66 88H67V87H66ZM68 88H69V87H68ZM79 88H80V87H79ZM88 88H89V87H88ZM91 88H92V87H91ZM93 88H94V87H93ZM98 88H99V87H98ZM100 88H101V87H100ZM106 88H109V87H106ZM130 88H131V87H130ZM130 88H129V89H130ZM136 88H137V91L139 92L138 87H135V89H136ZM143 88H144V87H143ZM147 88H148V87H147ZM147 88H146V90H147ZM161 88H162V87H161ZM163 88H164V87H163ZM165 88H166V86H165ZM171 88H173L172 85H171ZM22 89H23V88H22ZM24 89H25V87H24ZM24 89H23V90H24ZM29 89H30V87H29ZM49 89H50V88H49ZM54 89H55V88H54ZM69 89H70V88H69ZM82 89L84 90V88H82ZM82 89H81V91H82ZM102 89H104V87H103ZM102 89H99V90H102ZM117 89H118V88H117ZM126 89H127V88H126ZM126 89H125V90H126ZM144 89H145V88H144ZM144 89L142 90V93L145 91ZM148 89H149V88H148ZM154 89H155V88H154ZM156 89H157V88H156ZM166 89H167V88H166ZM241 89H242V88H241ZM64 90H66V89H64ZM64 90H63V92H64ZM75 90H76V89H75ZM92 90L94 91V89H92ZM99 90H98V91H99ZM120 90H121V89H120ZM150 90H151V89H150ZM161 90H162V89H161ZM161 90H160V91H161ZM170 90H171V89H170ZM170 90H168V91L170 92ZM16 91H17V90H16ZM20 91H21V90H20ZM27 91H29V90H27ZM36 91H37V90H36ZM39 91H40V90H39ZM68 91H70V90H67V92H68ZM104 91H105V90H104ZM106 91H107V89H106ZM113 91H114V90H113ZM115 91H116V90H115ZM132 91H133V90H132ZM155 91H156V90H155ZM155 91H154V92H155ZM158 91H159V90H158ZM162 91H163V90H162ZM0 92H1V91H0ZM21 92H22V91H21ZM21 92H20V94H21ZM29 92H30V91H29ZM31 92H33V90H31ZM34 92H35V91H34ZM53 92H54V91H53ZM58 92H59V91H57V93H58ZM60 92H61V91H60ZM63 92H61V93L63 94ZM72 92H73V89H72ZM91 92H92V91H91ZM119 92H120V91H119ZM149 92H150V91H149ZM156 92H157V91H156ZM164 92H165V90L163 91V93H164ZM169 92H167V93H168V94H167L168 96L171 95V94L169 95ZM241 92H242V91H241ZM14 93H15V92H14ZM23 93H24V92H22V94H23ZM36 93H37V92H36ZM55 93H56V92H55ZM64 93H65V92H64ZM79 93H80V92H79ZM79 93H78V94H79ZM82 93H85V92L83 91ZM92 93H94V92H92ZM104 93H105V92H104ZM121 93H123V91H122ZM140 93H141V92H140ZM140 93H139V94L137 93V94L140 95ZM151 93H152V92H151ZM228 93H230V92H228ZM248 93H249V92H248ZM24 94H25V93H24ZM28 94H30V93H28ZM40 94H42V92H41ZM78 94H77V95H78ZM80 94H81V93H80ZM95 94H99V92H98V93H95ZM110 94H111V93H110ZM118 94H119V93H118ZM118 94H117V95H118ZM240 94H241V93H240ZM35 95H36V94H35ZM52 95H53V94H52V92H51V96H52ZM57 95H58V94H57ZM60 95H61V94H60ZM89 95H90V94H89ZM104 95L108 96V92H107V94H104ZM114 95H116L115 92H114ZM117 95H116V96H117ZM126 95H127V94H126ZM131 95H132V94H131ZM143 95H144V94H143ZM157 95H158V94H157ZM157 95H155V96H157ZM173 95H174V94H173ZM173 95H172V96H173ZM228 95H229V94H228ZM27 96H28V95H27ZM27 96H26V97H27ZM42 96H43V95H42ZM45 96H46V95H45ZM49 96H50V95H49ZM51 96H50V97H51ZM92 96H95V95H92ZM92 96H90L91 99H92V98H96L98 95H96L95 97H92ZM102 96H103V95H102ZM111 96H113V95H111ZM123 96H124V94H123ZM133 96H134V95H133ZM149 96H150V95H149ZM152 96H154V95H152ZM175 96H177V94H176ZM221 96H224V93H223ZM226 96H227V95H226ZM24 97H25V96H24ZM26 97H25V98H26ZM28 97H29V96H28ZM43 97H44V96H43ZM43 97H42V98H43ZM47 97H48V95H47ZM47 97L45 98L46 100L48 99ZM54 97H56V96H54ZM58 97H59V96H58ZM61 97H62V96H61ZM104 97H105V96H104ZM104 97H103V98H104ZM108 97H109V96H108ZM113 97H115V96H113ZM166 97H167V96H166ZM238 97H239V95H238ZM245 97H246V96H245ZM248 97H249V96H248ZM248 97H247V98H248ZM254 97H255V96H254ZM254 97H253V98H254ZM260 97H261V96H260ZM17 98H18V97H17ZM22 98H23V97H21V99H22ZM29 98H30V97H29ZM34 98H35V97H34ZM63 98H64V97H63ZM65 98H66V97H65ZM81 98H82V97H81ZM81 98H80V99H81ZM103 98H102V99H103ZM116 98H117V97H116ZM116 98H115L113 101H112V98H110V100L112 101L111 104H114V105L118 104V105L121 106V104H123V102L121 103V100H117V101H115ZM119 98H120V97H119ZM154 98H155V97H154ZM156 98H157V97H156ZM162 98H163V97H162ZM172 98H173V97H172ZM236 98H237V97H236ZM9 99H10V98H9ZM43 99H44V98H43ZM71 99L73 100V97H72ZM88 99H90V98L85 99V101L88 100ZM128 99H129V98H128ZM132 99H134V98H132ZM157 99H158V98H157ZM160 99H161V98H160ZM169 99H170V98H169ZM169 99H167V102H165V103H167V104L165 105L166 107H169V105H170V103L168 104V100H169ZM256 99H257V98H256ZM10 100H11V99H10ZM15 100H16V99H15ZM29 100H30V99H29ZM81 100L83 101V99H81ZM106 100H108V99L105 98V102H104V103L102 102V103L105 104V103H106ZM124 100H126V99H124ZM137 100H138V99H137ZM139 100H140V98H139ZM246 100H247V99H246ZM11 101H14V100H11ZM17 101H19V100H17ZM41 101H42V100H41ZM44 101H45V100H44ZM44 101H43V102H44ZM56 101H57V100H56ZM114 101L116 102V104H115ZM119 101H120V102H119ZM133 101H134V100H133ZM146 101H147V98H146ZM146 101H145V103H146ZM162 101H165V100H162ZM169 101H170V100H169ZM174 101H175V98H174ZM23 102H24V101H23ZM32 102H33V101H32ZM34 102H35V101H34ZM39 102H40V100H39ZM54 102H55V101H54ZM68 102H70V101H68ZM78 102H79V101H78ZM90 102H92V100H91ZM94 102H95V101H94ZM98 102L100 103V100H99ZM98 102H97V103H98ZM113 102H114V103H113ZM117 102H119L120 104L117 103ZM124 102H126V101H124ZM130 102H132V101H130ZM140 102H141V101H140ZM241 102H242V101H241ZM247 102H249V101L247 100ZM9 103H11V102H9ZM9 103H7V104H9ZM14 103H15V101H14ZM17 103H18V102H17ZM19 103H20V102H19ZM45 103H46V102H45ZM45 103H42V105L45 104ZM70 103H71V102H70ZM75 103H77V102H75ZM86 103H87V102H86ZM138 103H139V102H138ZM142 103H143V101H142ZM142 103H141V104H142ZM154 103H156V102L154 101ZM177 103H178V102H177ZM7 104H6V105L4 104L5 107L7 106ZM12 104H13V103H12ZM40 104H41V103H40ZM46 104H47V103H46ZM46 104H45V105H46ZM61 104H63V103L61 102ZM64 104H65V103H64ZM66 104H67V101H66ZM71 104H73V103H71ZM95 104H96V103H95ZM106 104H108V103H106ZM106 104H105V105H106ZM125 104L128 105L129 102L127 101V103H124V105H125ZM135 104H136V103H135ZM159 104H160V103H159ZM172 104H173V103H172ZM179 104H181V103H179ZM255 104H256V103H255ZM4 105L2 104L1 107L4 108V107H3ZM20 105H21V104H20ZM20 105H18V106H20ZM35 105H36V102H35ZM35 105H34V106H35ZM56 105H57V104H56ZM85 105H86V104H85ZM114 105H113V106H114ZM124 105H123V106H124ZM136 105H138V104H136ZM153 105H154V104H153ZM155 105H156V104H155ZM160 105H162V104H160ZM163 105H164V104H163ZM167 105H168V106H167ZM15 106H16V105H15ZM24 106H25V105H24ZM26 106H27V105H26ZM28 106H29V105H28ZM30 106H32V105H30ZM43 106H44V105H43ZM47 106H49V104H48ZM69 106H70V105H69ZM72 106H73V105H72ZM72 106H71V107H72ZM88 106H90V105H88ZM97 106H99V104H98ZM97 106H96V107H97ZM101 106H102V105H101ZM103 106H104V105H103ZM103 106H102V108H103ZM106 106H107V105H106ZM111 106H112V105H111ZM113 106H112V107H113ZM116 106H117V105H116ZM125 106H126V105H125ZM131 106H132V105H131ZM141 106H142V105H141ZM143 106H145V105H143ZM156 106H157V105H156ZM172 106H173V105H172ZM181 106H182V104H181ZM181 106H179V107H181ZM1 107H0V110H1ZM13 107H14V105L12 106V108H13ZM22 107H23V106H22ZM35 107H37V106H35ZM38 107L42 108L41 105H40V106L38 105ZM75 107H78V106H75ZM81 107H82V106H80V108H81ZM84 107H85V106H84ZM93 107H94V106H93ZM93 107H92V108H93ZM135 107H136V106H135ZM173 107H174V106H173ZM173 107H172V109H173ZM30 108H31V107H30ZM32 108H34V107H32ZM45 108H46V107L44 106L43 109H45ZM49 108H51V107H49ZM59 108L61 109V106H59ZM62 108H63V106H62ZM90 108H91V107H90ZM98 108H99V107H98ZM98 108H97V109H98ZM100 108H101V107H100ZM113 108H114V107H113ZM121 108H122V107H121ZM121 108H118V109H121ZM124 108H125V107H124ZM127 108H128V106H127ZM175 108H176V106H175ZM181 108H182V107H181ZM23 109H24V108H23ZM25 109H26V108H25ZM27 109H28V107H27ZM43 109H42V110H43ZM52 109H53V108H52ZM97 109H96V110H97ZM110 109H111V108H110ZM128 109H129V108H128ZM163 109H164V108H163ZM166 109H167V108H166ZM168 109H169V108H168ZM35 110H37V109L35 108ZM35 110H34V111H35ZM42 110H41V111H42ZM46 110H48V109H46ZM76 110H77V109H76ZM85 110H87V109H85ZM88 110H89V109H88ZM105 110H106V109H105ZM107 110H108V109H107ZM126 110H127V109H126ZM130 110H131V108H130ZM132 110H133V109H132ZM142 110H143V109H142ZM146 110H147V109H146ZM178 110H179V109H178ZM4 111H5V110H4ZM39 111H40V110H39ZM41 111H40V112H41ZM52 111H53V110H52ZM83 111H84V110H83ZM90 111H91V110H90ZM97 111H98V110H97ZM100 111H101V109H99V112H100ZM108 111H109V110H108ZM110 111H111V112H112V111L114 112V110H110ZM117 111H118V110H117ZM120 111H122V110H120ZM120 111H119V112H120ZM127 111H128V110H127ZM127 111H126V112H127ZM161 111H163V110H161ZM165 111H167V110H165ZM176 111H177V110H176ZM176 111H175V112H176ZM9 112H10V111H9ZM9 112H8V113H9ZM31 112H32V111H31ZM42 112H43V111H42ZM102 112H103V110H102ZM104 112H105V111H104ZM113 112H112V113H113ZM122 112H124V111H122ZM126 112H125V113H126ZM138 112H139V111H138ZM141 112H142V111H141ZM141 112H140V113H141ZM148 112H149V111H148ZM154 112H157V111H154ZM173 112H174V110H173ZM25 113H26V112H25ZM33 113H34V112H33ZM44 113H47V112H44ZM53 113H54V112H53ZM81 113H82V112H81ZM81 113H79V114H81ZM83 113H84V112H83ZM92 113H93V112H92ZM112 113L109 112V114H112ZM114 113H116V112H114ZM128 113H129V112H128ZM128 113H127V114H128ZM0 114H1V113H0ZM10 114H11V113H10ZM16 114H17V112H16ZM23 114H24V112H23ZM28 114H29V112H28ZM39 114H40V113H39ZM41 114H43V113H41ZM94 114H95V113H94ZM96 114L99 115L98 113H96ZM102 114H103V113H102ZM107 114H108V112H107ZM123 114H124V113H123ZM138 114H139V113H138ZM146 114H147V113H146ZM146 114H145V115H146ZM168 114H169V112H168ZM175 114H176V113H175ZM19 115H20V114H19ZM21 115H22V113H21ZM37 115H38V114H36V116H37ZM48 115H50V114L48 113ZM87 115H88V114H87ZM104 115H105V114H104ZM120 115H121V114H120ZM124 115H125V114H124ZM128 115H129V114H128ZM159 115L161 116L160 113H159ZM163 115H164V114H163ZM15 116H18V115H15ZM44 116H45V114L43 115V117L41 116V118L44 119V118H45ZM51 116H52V115H51ZM51 116H50V117H51ZM61 116H62V115H61ZM63 116H64V115H63ZM83 116H84V115H83ZM109 116H110V118H111V115H109ZM112 116H113V115H112ZM68 117H69V116H68ZM85 117H86V116H84V118H85ZM106 117H108V115H107ZM106 117H105V118H106ZM118 117H119V116H118ZM125 117H126V115H125ZM125 117H124V118H125ZM139 117H141V116H139ZM166 117H167V116H166ZM177 117H178V116H177ZM35 118H36V117H35ZM37 118H38V117H37ZM39 118H40V117H39ZM89 118L92 119L91 115H90ZM95 118H96V117H95ZM102 118H104V117H100L99 119H102ZM105 118H104V119H105ZM108 118H109V117H108ZM113 118H114V116H113ZM120 118H121V117H120ZM120 118H119V119H120ZM122 118H123V117H122ZM122 118H121V119H122ZM148 118H149V117H148ZM163 118H164V117H163ZM171 118H172V117H171ZM46 119H47V117H46ZM48 119H49V116H48ZM85 119H86V118H85ZM104 119H103V120H104ZM116 119H117V118H115V120H116ZM127 119H128V118H127ZM177 119L179 120V117H178ZM177 119H176L175 121H178ZM12 120H13V119H12ZM97 120H98V119H97ZM111 120H112V119H111ZM115 120H114V121H115ZM159 120H160V119H159ZM161 120H162V119H161ZM169 120H170V118L168 117V121H169ZM171 120H172V119H171ZM16 121H17V120H16ZM33 121H34V120H33ZM45 121H46V120H45ZM45 121H44V122H45ZM53 121H55V120H52V122H53ZM57 121H58V120H57ZM105 121H106V120H105ZM105 121H104V122H105ZM107 121H108V120H107ZM117 121H118V120H117ZM117 121H115V122H117ZM120 121H121V120H120ZM128 121H129V120H128ZM133 121H134V120H133ZM22 122H23V121H22ZM29 122H30V121H29ZM44 122H43V123H44ZM84 122H85V121H84ZM108 122L110 123V121H108ZM108 122H107V123H108ZM118 122H119V121H118ZM118 122H117V123H118ZM121 122H122V121H121ZM124 122H127V120H124ZM129 122H131V120H130ZM129 122H128V123H129ZM159 122H160V121H159ZM30 123H31V122H30ZM32 123L34 124V122H32ZM37 123H38V122H37ZM39 123H40V122H39ZM47 123H48V122H47ZM47 123H46V124H47ZM50 123H51V122H50ZM105 123H106V122H105ZM109 123H108V125H109ZM167 123L170 124L169 122H167ZM8 124H10V123H8ZM44 124H45V123H44ZM46 124H45V125H46ZM58 124H59V123H58ZM85 124H86V123H85ZM91 124H92V123H89V125H91ZM98 124H99V123H98ZM118 124H119V123H118ZM155 124H156V123H155ZM160 124H163V122L160 123ZM172 124H173V123H172ZM41 125H42V124H41ZM53 125H54V124H53ZM79 125H80V124H79ZM112 125H113V122H112ZM153 125H154V124H153ZM153 125H152V127H153ZM6 126H7V125H6ZM64 126H65V125H64ZM66 126H67V124H66ZM68 126H70V125H68ZM83 126H85V125H83ZM83 126H81V127H83ZM86 126H87V125H86ZM93 126H94V124H92V127H93ZM101 126H102V124L99 125V127H101ZM114 126L116 127V126H119V125L116 124V125H114ZM150 126H151V125H150ZM4 127H5V126H4ZM15 127H16V126H14V128H15ZM18 127H19V126H18ZM39 127H40V126H39ZM49 127H50V126H49ZM97 127H98V126L96 125L94 128H96V130H97ZM104 127H105V126H104ZM107 127H110V126H107ZM168 127H169V126H168ZM5 128H6V127H5ZM7 128H8V127H7ZM7 128L5 129L6 131H8ZM26 128H27V127H26ZM31 128H32V127H31ZM42 128H43V127H42ZM55 128H56V127H55ZM125 128H126V127H125ZM149 128H150V127H149ZM162 128H163V127H162ZM9 129H10V128H9ZM15 129H16V128H15ZM15 129H14L13 131H15ZM53 129H54V128H53ZM74 129H75V128H74ZM79 129H80V127H79ZM85 129H86V128H85ZM92 129H93V128H92ZM99 129H100V128H99ZM106 129H107V128H106ZM112 129H113V128H112ZM114 129H115V128H114ZM114 129H113V130H114ZM139 129H140V127H139ZM151 129H152V128H151ZM167 129H168V128H167ZM10 130H11V129H10ZM29 130H30V129H29ZM33 130H34V129H33ZM41 130H43V129H41ZM45 130H46V129H45ZM55 130H56V129H55ZM80 130H82V129H80ZM80 130H79V132H80ZM89 130H91V129H89ZM96 130H95V132H96ZM102 130H103V129H101V131H102ZM107 130H109V129H107ZM115 130H116V129H115ZM126 130H127V129H126ZM13 131H12V133H13ZM36 131L38 132L39 130H36ZM57 131H58V129H57ZM97 131H98V130H97ZM105 131H106V130H104V132H105ZM147 131H148V130H147ZM149 131H150V130H149ZM9 132H10V131H9ZM28 132H29V131H28ZM87 132H88V131H87ZM87 132H86V134H88ZM102 132H103V131H102ZM112 132H113V131H112ZM137 132H138V131H137ZM154 132H156V129H155ZM6 133H7V132H6ZM10 133H11V132H10ZM12 133H11V134H12ZM18 133H19V132H18ZM21 133H22V132H21ZM23 133H24V132H23ZM33 133H34V132H33ZM50 133H52V132H50ZM59 133H60L59 135L64 134V136H66V134H67V139H68V141H69L68 143H72L73 140H72V138H71V132H70V130H61V132H59ZM76 133H77V132H76ZM81 133H83V131H82ZM84 133H85V132H84ZM91 133H92V132H91ZM149 133H150V132H149ZM4 134H5V133H4ZM11 134H9V136H10ZM41 134H43V133H41ZM86 134H85V135H86ZM92 134H93V133H92ZM98 134H99V133H98ZM98 134H97V135H98ZM101 134H103V133H101ZM101 134H100V135H101ZM16 135H17V134H16ZM20 135H21V134H20ZM45 135H47V133H46ZM51 135H52V134H51ZM81 135L83 136V134H81ZM106 135H107V134H106ZM114 135H115V134H114ZM150 135H151V133H150ZM152 135H153V133H152ZM0 136L2 137V135H0ZM12 136H15V135H12ZM12 136H11V138H12ZM24 136H25V138H26V135H24ZM48 136H49V135H47V137H48ZM53 136H55V135H53ZM53 136H52V137H53ZM72 136H73V135H72ZM78 136H79V135H78ZM82 136H81V137H82ZM89 136H90V135H89ZM101 136H105V135H101ZM107 136H108V135H107ZM115 136H116V135H115ZM119 136H120V135H119ZM124 136H125V135H124ZM130 136H131V135H130ZM130 136H129V137H130ZM135 136H137V135H135ZM142 136H143V135H142ZM6 137H7V139H8V135H7ZM29 137H30V135H29ZM40 137H41V136H40ZM62 137H63V136H62ZM74 137H75V135H74ZM81 137H80L79 139H81ZM108 137H109V136H108ZM108 137H106V138H108ZM143 137H144V136H143ZM146 137H147V135H146ZM149 137H150V136H149ZM153 137H154V136H153ZM9 138H10V137H9ZM17 138H18V137H17ZM19 138H20V137H19ZM33 138H34V136H33ZM85 138H88V136H87V137L85 136ZM117 138H118V136H117ZM122 138L124 139L123 136H122ZM130 138H131V137H130ZM138 138H139V137H138ZM141 138H142V137H141ZM1 139H2V138H1ZM27 139H28V138H26V140H27ZM35 139H36V138H35ZM39 139H42V138H39ZM39 139H36V140H39ZM52 139H54V137H53ZM73 139H74V138H73ZM109 139L112 141V139H111L110 137H109ZM126 139H128V138H126ZM2 140H3V139H2ZM4 140H5V139H4ZM4 140H3V141H4ZM10 140H11V139H10ZM10 140H9V141H10ZM17 140H18V139H17ZM33 140H34V139H33ZM42 140H43V139H42ZM55 140H56V141H55L54 146H53V147H50L51 150L49 151L51 157H52L53 154L55 153L54 151H55L56 146L59 144L58 136H55ZM74 140H76V139H74ZM85 140H86V139H85ZM88 140H89V138H88ZM88 140H87V141H88ZM107 140H108V139H107ZM118 140H119V139H118ZM121 140H122V139H121ZM131 140H132V139H131ZM134 140H135V139H133V141H134ZM139 140H141V139H139ZM139 140H137V145H138V141H139ZM154 140H155V139H154ZM0 141H1V140H0ZM3 141H2V142H3ZM7 141H8V140H7ZM12 141H13V139H12ZM12 141H11V143H9V145L12 144ZM30 141H31V140H30ZM39 141H40V140H39ZM81 141H83V140H81ZM96 141H97V140H96ZM123 141H125V139H124ZM129 141H130V140H129ZM133 141H132V142H133ZM5 142H6V141H5ZM26 142L28 143V141H26ZM35 142H36V141H35ZM35 142H34V143H35ZM40 142H41V141H40ZM40 142H38V143H40ZM74 142H76V141H74ZM78 142H79V141H78ZM94 142H95V141H94ZM101 142H102V141H101ZM106 142H107V141H106ZM108 142H109V141H108ZM114 142H115V141H114ZM114 142H113V143H114ZM125 142H126L127 144L129 143V142H127V140H126ZM130 142H131V141H130ZM134 142H135V141H134ZM154 142H155V141H154ZM21 143H22V142H21ZM24 143H25V142H24ZM27 143H26V145H27ZM61 143H62V142H61ZM65 143H66V142H65ZM85 143H87V142H85ZM115 143L117 144V142H115ZM120 143H123V142L120 141L119 144H117V145H120ZM6 144H7V142H6ZM42 144H43V143H42ZM81 144H82V143H81ZM83 144H84V143H83ZM83 144H82V145H83ZM95 144H97V143H95ZM103 144H104V143H103ZM131 144H132V143H131ZM131 144H130V145H131ZM133 144H134V143H133ZM142 144H143V143H142ZM147 144H148V143H146V145H147ZM149 144H150V143H149ZM154 144H155V143H154ZM158 144H159V143H158ZM16 145H18V144L16 143ZM22 145H23V144H22ZM22 145H21V146H22ZM40 145H41V144H40ZM74 145H76V144H74ZM74 145H73V146H74ZM97 145H98V144H97ZM106 145H108V144H106ZM124 145H126V144H124ZM135 145H136V144H135ZM143 145H144V144H143ZM0 146H2V145H0ZM7 146H8V144H7ZM12 146H13V145H12ZM28 146H29V145H28ZM67 146H68V144H67ZM71 146H72V145H71ZM83 146H84V145H83ZM155 146H156V145H155ZM9 147H10V146H9ZM14 147H15V146H14ZM16 147L19 149V145L16 146ZM25 147H26V146H25ZM25 147H24V149H25ZM30 147H31V146H30ZM36 147H39V146L35 145L34 148H36ZM40 147H42V146H40ZM46 147H47V146H46ZM75 147H77V146H75ZM75 147H74V148H75ZM85 147H86V146H85ZM90 147H91V146H90ZM100 147H101V145H100ZM110 147H112V146L110 145ZM118 147H119V146H118ZM126 147H128V146H125V148H126ZM160 147H161V146H160ZM160 147H159V148H160ZM162 147H163V146H162ZM6 148H7V147H6ZM6 148H5V149H6ZM17 148H16V149H17ZM65 148H66V147H65ZM94 148H95V147H94ZM114 148H115V147H114ZM128 148H129V147H128ZM16 149H15V150H16ZM18 149H17V150H18ZM32 149H33V147L31 148V151H32ZM37 149H39V148H37ZM37 149H36V150H37ZM53 149H54V151H53ZM117 149H120V148H117ZM130 149H131V146H130ZM0 150H2V149H0ZM7 150H8V149H7ZM7 150H6V151H7ZM13 150H14V149H13ZM21 150H23V149H21ZM25 150H26V149H25ZM29 150H30V148H29ZM36 150L33 149V152H36ZM40 150H42V149H40ZM80 150H81V149H80ZM93 150H94V149H93ZM102 150H103V148H102ZM110 150H111V149H110ZM113 150H114V149H113ZM122 150H123V149H122ZM125 150H126V151H129V150H127V149H125ZM159 150H160V149H159ZM159 150H158V148H157V151H159ZM164 150H166V149H164ZM6 151H4L6 154H8V153L10 152V151H9V152H6ZM19 151H20V149H19ZM23 151H24V150H23ZM47 151H48V150H47ZM74 151H77V149L74 150ZM91 151H92V150H91ZM100 151H101V150H100ZM108 151H109V147H108ZM108 151H107V152H108ZM115 151H116V150H115ZM119 151H120V150H119ZM126 151H125V152H126ZM131 151H133V150H131ZM144 151H145V150H144ZM146 151H147V150H146ZM146 151H145V153H146ZM12 152H13V151H12ZM21 152H22V151H21ZM42 152H43V151H42ZM42 152H41V153H42ZM83 152H84V151H83ZM105 152H106V149H105ZM113 152H114V151H113ZM125 152H124V153H125ZM133 152H134V151H133ZM136 152H137V150H136ZM138 152H139V151H138ZM138 152H137V154H138ZM147 152H148V151H147ZM152 152H153V151H152ZM162 152L165 153L164 151H162ZM17 153H18V152H17ZM28 153H29V152H28ZM37 153H38V152H37ZM108 153H109V152H108ZM108 153H107V154H108ZM120 153H121L122 156H123L124 153H122V151H121ZM156 153H157V152H156ZM160 153H161V152H160ZM0 154H2L1 151H0ZM31 154H32V153H31ZM31 154H30V157L33 156V155L31 156ZM72 154H73V153H72ZM79 154H80V152H79ZM79 154H78V155H79ZM100 154H101V153H100ZM110 154H111V153H110ZM112 154H114V153H112ZM129 154H130V153H129ZM134 154H135V153H134ZM146 154H147V153H146ZM157 154H158V153H157ZM22 155H24V153H23ZM22 155H21V157H19L20 159H22ZM25 155H26V154H25ZM27 155H29V154H27ZM35 155H37V154H35ZM39 155H40V154H39ZM54 155H55V154H54ZM74 155H76V154H74ZM98 155H99V154H98ZM102 155H105V154H102ZM116 155H118V154L116 153ZM158 155H159V154H158ZM158 155H157V156H158ZM165 155H166V154H165ZM19 156H20V155H19ZM72 156H73V155H72ZM96 156H97V155H96ZM113 156H114V155H113ZM122 156H121V158H122ZM135 156H136V154H135ZM137 156H139V155H137ZM143 156H144V155H143ZM149 156H150V155H149ZM149 156H148V157H149ZM157 156H156V157H157ZM159 156H160V155H159ZM2 157H3V156H2ZM27 157H28V156H27ZM27 157H26V158H27ZM64 157H65V156H64ZM73 157H74V156H73ZM73 157H72V159H73ZM75 157H76V156H75ZM78 157H79V156H78ZM97 157H98V156H97ZM103 157H104V156H103ZM103 157H102V158H103ZM114 157H116V156H114ZM131 157H132V155H131ZM144 157H146V155H145ZM0 158H1V157H0ZM15 158H17V157H15ZM26 158H25V159H26ZM76 158H77V157H76ZM76 158H75V159H76ZM107 158H109V157H106V155H105V159H106V160H107ZM126 158H127V157H126ZM126 158H125V161H127ZM137 158H138V157H137ZM142 158H143V157H141V159H142ZM146 158H147V157H146ZM158 158H159V157H158ZM158 158H156V159H158ZM164 158H166V157H164ZM1 159H3V158H1ZM7 159H8V158H7ZM27 159H28V158H27ZM68 159H69V158H68ZM97 159L99 160V159H101V158H97ZM105 159H103V161H104ZM116 159H117V157H116ZM148 159H149V158H147V161H148ZM151 159H152V158H151ZM153 159H154V158H153ZM8 160H9V159H8ZM101 160H102V159H101ZM158 160H159V159H158ZM4 161H6V159H5ZM4 161H3V163H4ZM19 161H22V160H19ZM19 161H17V163H18ZM25 161H26V160H25ZM35 161H36V160H35ZM74 161H75V160H73V162H74ZM116 161H117V160H116ZM125 161H124V162H125ZM149 161H150V160H149ZM155 161H156V163H157V160H155ZM161 161H162V159H161ZM31 162H32V161H31ZM33 162H34V161H33ZM44 162H47V160L45 159L43 162H37V163H35L34 165H31V166H32L31 170H32V169H34V170L37 169V172H38V171H39L38 169H40V167H41V163H44ZM65 162H66V161H65ZM73 162H71V163H73ZM92 162H93V161H92ZM99 162H101V161H99ZM127 162H128V161H127ZM0 163H1V162H0ZM13 163H14V162H13ZM19 163H20V162H19ZM76 163H77V162H76ZM76 163H75V164H76ZM156 163H155V164H156ZM5 164H6V162H5ZM20 164L22 165L23 163H20ZM25 164H26V163H25ZM73 164H74V163H73ZM112 164H113V163H112ZM120 164H121V163H120ZM125 164L127 165V163H125ZM128 164H129V163H128ZM147 164H148V163H147ZM155 164H154V165H155ZM158 164H159V161H158ZM6 165H7V164H6ZM14 165H16V162H15ZM21 165H20V167H21ZM77 165H79V164L77 163ZM77 165H76V166H77ZM104 165H105V164L103 163V166H104ZM140 165H142V164H140ZM151 165L153 166V164H151ZM18 166H19V165H18ZM23 166H24V165H23ZM26 166H27V165H26ZM26 166H25V167H26ZM63 166H64V165H63ZM67 166H68V164H67ZM99 166H101V165H99ZM129 166H131V164H130ZM145 166H146V164H145ZM8 167H9V166H8ZM25 167H23V168L25 169ZM43 167H44V166H42V168H43ZM15 168H16L17 170H20V169H18L19 167H17V166H16ZM15 168H14V169H15ZM90 168H91V167H90ZM92 168H93V167H92ZM98 168H99V167H98ZM104 168H105V167H104ZM107 168H109V166H107ZM110 168H111V167H110ZM114 168H115V167H114ZM117 168H118V167H117ZM129 168H130V167H128V169H129ZM138 168H139V167H138ZM149 168H150V167H149ZM4 169H5V168H4ZM21 169H22V167H21ZM28 169H30V168H28ZM95 169H96V168H95ZM142 169H143V167H142ZM144 169H145V168H144ZM7 170H8V169H7ZM44 170H46V168H45ZM96 170H97V169H96ZM99 170H100V169H99ZM105 170H106V169H105ZM111 170H112V169H111ZM114 170H115V169H114ZM146 170H147V169H146ZM146 170H145V171H146ZM12 171H15V170H12ZM20 171H21V170H20ZM91 171H92V170H91ZM91 171H90V172H91ZM101 171H104V169H101ZM148 171H149V170H148ZM15 172H16V173H15V175H16V174H17V171H15ZM29 172H30V171H29ZM44 172H45V171H44ZM44 172H43V170H42L41 174L38 175V176H41L42 173H44ZM104 172H105V171H104ZM110 172H111V171H110ZM19 173H20V172H19ZM45 173H47V171H46ZM21 174H23V173H21ZM80 174H81V173L79 172L78 175H80ZM89 174H90V173H89ZM92 174H94V173H92ZM95 174H97V173L95 172ZM105 174H106V173H105ZM110 174H111V173H110ZM146 174H147V172H146ZM36 175H37V174H36ZM47 175H48V174H46V176H47ZM82 175H84L83 177H85V174H82ZM90 175H91V174H90ZM147 175H148V174H147ZM18 176H20V174H19ZM18 176H17V177H18ZM23 176H25V175L23 174ZM23 176H21V178L19 177V180H20V181L18 180L21 184H23V181H24V182H27V181H28V179H26V178L23 180V179H22ZM34 176H35V175H34ZM42 176H43V175H42ZM93 176H94V175H92V177H93ZM103 176H106V175H103ZM112 176H113V175H111V177H112ZM17 177H16V180L18 179ZM26 177H27V176H26ZM30 177H31V176H30ZM30 177H29V178H30ZM44 177H45V176H44ZM83 177H82V178H83ZM98 177H99V176H98ZM23 178H24V177H23ZM32 178H33V176H32ZM85 178H86V177H85ZM106 178H107V177H106ZM30 179H31V178H30ZM37 179H38V178H37ZM21 180H22V182H21ZM41 180L43 181L42 178H41ZM88 180H89V179H88ZM94 180H95V176H94ZM94 180H92V181H94ZM96 180H98V179H96ZM18 181H17V182H18ZM29 181L32 182V181H34V180L32 179V180H29ZM46 181H47V180H46ZM86 181H87V180H86ZM15 182H16V181H14V183H15ZM94 182H97V181H94ZM94 182H93V183H94ZM20 183L18 184V185H19L18 187H20V185H21ZM88 183H89V182H87V184H88ZM90 183H91V181H90ZM26 184H27V183H26ZM30 184H31V183H29V185H30ZM32 184H33V183H32ZM32 184H31V185H32ZM41 184H43V183L41 182ZM41 184H39V185L41 186ZM44 184L47 185L48 183H44ZM44 184H43V185H44ZM77 184H78V183H77ZM11 185H12V184H11ZM15 185H16V184H15ZM24 185H25V184H24ZM24 185H23V186H24ZM31 185H30L29 187H30L31 191H32V190L34 191L35 188H34V186L32 187ZM88 185H89V184H88ZM103 185H104V183H103ZM13 186H14V185H13ZM16 186H17V185H16ZM21 186H22V185H21ZM78 186H79V184L77 185V187H78ZM86 186H87V185H86ZM32 188H34V189H32ZM59 188H60V187H59ZM59 188H57V186H56V189H59ZM75 188H76V187H75ZM40 189H41V188H40ZM78 189H80V188H78ZM20 190H21V188H20ZM75 190H76V189H75ZM81 190H82V189H81ZM24 191H25V190H23L22 192H24ZM27 191H28V189H27ZM27 191H25V193H27ZM53 191H55V190H53ZM58 192H59V191H58ZM25 193H24V194H25ZM33 193H34V192H33ZM59 193H60V192H59ZM80 193H81V192H80ZM82 193H83V192H82ZM82 193H81V194H82ZM20 194H22V193H20ZM28 194H30V190L28 191ZM56 194H58V193H56ZM77 194H78V193H77ZM88 194H89V193H88ZM54 195H55V194H54ZM58 195H60V194H58ZM25 196H27V195H25ZM56 196H57V195H56ZM78 196H79V195H78ZM29 197H30V196H28L27 198H29ZM87 197H88V195H87ZM23 201H24V200H23ZM22 207H23V206H22ZM14 214H15V213H14ZM6 215H7V214H5V216H6ZM6 217H7V216H6ZM8 219H9V217H8ZM8 219H7V220H8ZM6 222H7V221H6ZM84 227H85V226H84ZM85 230H86V229H85ZM86 231H87V230H86ZM120 232H121V231H120ZM123 232H125V228H124ZM85 233H86V232H85ZM84 235L86 236V234H84ZM89 236H90V235H89ZM113 236H114V235H113ZM123 236H124L125 240L128 241V240H127V239H128L127 229H126V233L123 234ZM121 237H122V233H121L120 235H118V236H115L114 238L111 237L110 239H108L110 246L113 247V245H114V247H116V245H117V243L119 242V240L121 239ZM132 239H133V238H132ZM106 240H107V239H106ZM87 242H88L87 240L80 239V240H76V243H74V246H70V245L67 243V245H65L61 250H56V249H55V250L57 251V255L63 260L64 263H66V264H70V263H71L74 259H76V258H87V257H89V253H88L89 245H88ZM93 243H94V242H93ZM93 243H92V244H93ZM105 243H106V242H104V245H106ZM53 244H54V243H53ZM123 244H124V243H123ZM121 245H122V244H121ZM91 246H92V245H91ZM118 246H119V245H118ZM52 254H53V253H52V251H51V252H50V255H52ZM54 254H55V252H54ZM54 254H53V255H54ZM110 256H111V255H110ZM51 257H54V256H51ZM111 257H112V256H111ZM54 258H55V257H54ZM57 258H58V257H57ZM90 259H92V258H90Z\"/></svg>",
  "mask_w": 264,
  "mask_h": 264
}]
</instances>
